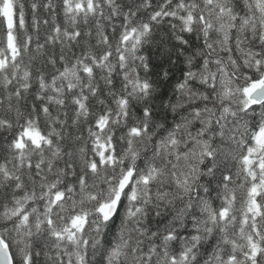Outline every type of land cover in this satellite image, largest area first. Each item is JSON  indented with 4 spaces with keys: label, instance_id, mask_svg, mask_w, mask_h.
Returning a JSON list of instances; mask_svg holds the SVG:
<instances>
[{
    "label": "snow or ice",
    "instance_id": "1",
    "mask_svg": "<svg viewBox=\"0 0 264 264\" xmlns=\"http://www.w3.org/2000/svg\"><path fill=\"white\" fill-rule=\"evenodd\" d=\"M0 264H264V0H0Z\"/></svg>",
    "mask_w": 264,
    "mask_h": 264
}]
</instances>
